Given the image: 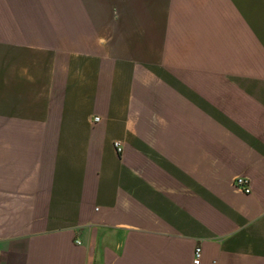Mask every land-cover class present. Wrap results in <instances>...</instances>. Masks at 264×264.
Listing matches in <instances>:
<instances>
[{
    "label": "crops",
    "instance_id": "1",
    "mask_svg": "<svg viewBox=\"0 0 264 264\" xmlns=\"http://www.w3.org/2000/svg\"><path fill=\"white\" fill-rule=\"evenodd\" d=\"M197 246L264 264V0H0V264Z\"/></svg>",
    "mask_w": 264,
    "mask_h": 264
},
{
    "label": "built area",
    "instance_id": "2",
    "mask_svg": "<svg viewBox=\"0 0 264 264\" xmlns=\"http://www.w3.org/2000/svg\"><path fill=\"white\" fill-rule=\"evenodd\" d=\"M95 121H97V118L95 119ZM113 146L118 154L122 153V147L118 141H115L113 143ZM234 185L245 194H249L251 191L249 181L245 178H241V177L236 178L234 180ZM200 257H201V248L197 246L194 250L193 264H199Z\"/></svg>",
    "mask_w": 264,
    "mask_h": 264
}]
</instances>
